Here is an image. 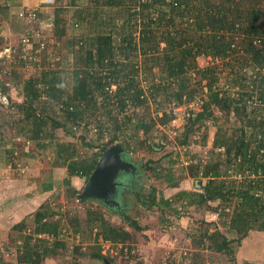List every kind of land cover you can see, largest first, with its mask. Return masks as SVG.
Wrapping results in <instances>:
<instances>
[{"label": "trees", "instance_id": "trees-1", "mask_svg": "<svg viewBox=\"0 0 264 264\" xmlns=\"http://www.w3.org/2000/svg\"><path fill=\"white\" fill-rule=\"evenodd\" d=\"M63 1L53 0L50 5L43 3L47 7L53 6V18L47 13L40 14L36 8L38 21L34 24L19 15V10L24 8L21 0H0L2 41L1 27L5 21L16 23L17 30H13L18 33V41L35 25L47 38L52 37L54 44L63 38L72 39L73 52L79 60V67L73 71L76 79L72 93L57 85L58 77L54 71L40 87L37 77L26 78L24 88L18 90L11 83L5 87L2 82V91L10 96L7 91L15 90L14 95L18 99L7 106L0 103V110L2 107H15L10 109L15 113L9 112L8 115L23 121L21 131L36 142L38 149L54 145L53 165L66 168L68 177L63 182L68 185L69 194L77 199L78 191L72 185L71 177L79 176L86 182L107 147L122 137L120 144L130 155L137 150L136 142L146 143L154 128V121L146 122L149 99H159L156 106L157 110H162L158 119L163 125L174 118L171 109H164L165 103L175 101L183 104L194 100V97L201 100V110L185 116L182 138L177 143L179 151L193 142V133L197 132L202 120L211 115L213 106L233 112L241 125L231 134L219 127L213 142L214 147L223 148L222 153L213 152L205 161L197 159L186 167L187 175L197 184L193 190H178L165 198L152 187L141 200L147 208L161 209V228L165 229L173 223L171 216L177 219L182 214L177 209L178 205L199 206L220 200L222 205L214 207L219 210L216 213L224 218L226 230L236 232L238 237L228 238L220 230V225H215L214 229L199 227L195 241L200 247L217 254L232 255L233 258V242L239 246L248 233L264 231V0ZM62 11L66 12L64 18L61 17ZM66 19L72 22L71 27L67 26L68 22L63 24ZM77 28L81 33L75 38L73 30ZM241 50L245 65H240L242 57L237 54ZM81 52L85 56L80 55ZM20 54V48H16L11 62L13 66L25 63ZM200 55H205L212 64L199 66L197 59ZM216 59L220 64H215ZM219 66L222 71L241 66V80H236L238 74H235L232 82L239 86L240 95L236 99L227 90L214 85ZM12 72L14 68L8 70L5 80L11 78ZM140 77L145 83L140 82ZM110 80L117 83L112 93L104 90ZM41 91H46L48 100L38 99ZM253 95L257 105L249 109L246 102ZM59 97L65 108L55 109L53 103ZM34 101L39 104L41 116L33 110ZM90 117L93 119L89 120ZM132 120L134 122L130 124ZM88 123L97 127L96 134L92 135L94 138L85 139L87 135L83 134L78 141L53 142V131L63 129L64 134L75 136L86 131ZM130 125L137 129L134 136L127 133L128 128H132ZM139 131L145 135L141 140L137 139ZM109 132L111 137L100 142L101 138H107ZM93 139L99 141L92 142ZM13 142L0 141V163L14 162L20 154L24 155L23 149H16L18 147ZM147 147L151 151L156 150L152 144ZM33 153L27 151L29 156ZM132 160L138 167V159L132 157ZM173 174L172 169H168L160 170L157 176L175 187ZM237 175L242 178L239 182ZM50 186L48 184L45 188ZM136 194L140 195L138 191ZM230 199L235 200L236 205L225 213L224 205ZM104 205L108 207L111 204ZM94 214L87 217L86 224L90 231L97 227L95 238L101 236L111 243L123 245L132 239L130 231L105 225L102 215ZM225 214L229 215L227 219ZM45 215L44 210L36 212L35 221L39 224L35 231L55 235L51 246L46 244L42 249L45 255H53L64 243L58 237L57 225L41 222ZM132 225L136 230H142L135 221ZM243 244L247 254L253 253L251 249L248 251L246 240ZM75 252L80 253L78 247ZM90 257L110 264V259L101 253L100 245L95 246ZM15 258L18 263L37 264L40 254L36 249L26 247L25 252ZM198 260L190 264H199Z\"/></svg>", "mask_w": 264, "mask_h": 264}, {"label": "rangeland", "instance_id": "rangeland-1", "mask_svg": "<svg viewBox=\"0 0 264 264\" xmlns=\"http://www.w3.org/2000/svg\"><path fill=\"white\" fill-rule=\"evenodd\" d=\"M21 3H24V7H36L38 11H41L40 14L45 15L47 13L53 18V6L47 7L48 5H43L44 2L40 0H21ZM65 13L62 11L61 17H66ZM65 21H63L65 22L63 24L68 22L67 26L70 25L71 27L72 22L68 19ZM13 28L17 30V25L11 20L5 21L1 27L3 41L0 38V51L7 49H3V47L8 45L15 47L19 43L18 33ZM73 32L76 38L81 33V29H74ZM48 39L49 43L55 41L53 38L52 40ZM71 40L63 38L54 44L55 50L51 51V54L57 60H54L53 65L48 66L46 64L38 68L34 63H31L28 67L25 65L13 66L6 62L4 64L6 68H14L11 78L7 81L17 90L23 89L26 78L37 77L38 81L44 84L52 76L51 72L54 71V74L58 77L57 85L61 88L65 87L68 93H72L76 79L73 71L76 67H79V60L76 52H73ZM83 52L80 55L85 56ZM237 54L242 57L240 65H245L242 50ZM197 61L201 67L212 64L211 60L205 55H200ZM41 63H43L42 60ZM217 63L219 62L215 64L218 65ZM220 70L219 66V70L217 69V82L214 85L222 90H227L236 99L240 95L239 86L236 87V83L232 82L235 74H238V76H235L236 80H241V66L230 71L229 69ZM44 73L45 77H43ZM247 77H249L248 74ZM139 79L140 82L143 81L142 77ZM14 91H7L10 94V96H7L9 97L7 102H17L18 98L15 97ZM0 100H2L1 96ZM148 101L147 113L149 118L146 122L154 121L153 131L146 138V143L139 144L136 142L137 150L132 154L130 153L131 157L138 159L140 167L138 166L135 175L133 174L131 177L127 175L123 178L124 185L120 187L115 203L108 206L109 208L101 201L78 200L75 196H71L68 185L63 182L68 177L66 168L53 165L54 145L52 144L44 149L35 147L34 143L36 142L28 139L30 137L21 131L23 121L21 119L17 121L16 116H9V112H12V110L8 107H2V111L0 110V141H15L13 143L18 147L16 149H20V151L23 149L22 153L24 152V155L20 154L22 157H17L16 162L4 161L12 168L11 176L19 174L21 177L14 180L11 187L9 186L3 190L5 195L4 193L0 195V264H21L16 261L15 257L23 254L26 247L34 248L39 252L40 259L37 264H103V261H96L90 257V253L97 245H100L101 253L110 259V264H168L170 262L172 264H190L195 259H199V264H234V262L235 264H264V231H252L245 237L246 245L249 247L248 251L251 252V249L253 253H246V246L244 247L243 244L244 239L239 246L236 242H233V258L232 255L217 254L213 250L200 247L195 241L199 227L214 229L215 225H220V230H222V233L227 234L228 238L238 237L236 232L230 233L229 230H226V225L223 224L224 218L216 213L219 210L214 207L222 205L220 200L206 202L199 206L196 204L190 207L178 205L177 209L182 211V214L177 219L176 216H171L173 223L167 229L161 228V209L158 207L150 209L142 203L141 200L152 187H155L157 192L165 198L170 197L178 190H193L197 184L193 178L187 175L186 167L197 159L205 161L213 152L222 153L223 148L214 147L213 145L219 127L231 134L241 125L233 112L229 113L213 106L211 115L206 117L205 120L203 119L197 132L193 133V142L186 151L180 150L182 151L180 152L177 143L182 138L185 123L184 105L179 103L178 105L175 101L165 103V110L171 109L172 111L174 108L172 102L175 103L176 107L179 106V109H175L176 115L173 114L174 118L163 125L158 119L162 114L160 112L162 110H157L156 103L158 102H155L154 99ZM248 107L252 108V106ZM139 110L141 111V108ZM139 110L138 112H140ZM92 119L90 117L89 120ZM10 121H12V124L9 123ZM133 122L132 120L130 124ZM90 126L88 123L86 127L84 126L86 131H81L80 134L76 133L75 136L66 135L63 129H57L53 131L55 134L53 142L78 141V138L85 134L87 135L86 138L83 137L85 139L93 137V134L96 133L91 134V131H87L90 130ZM130 126L132 127V125ZM136 132L137 129L132 127L128 128L127 133L134 136ZM110 137L111 132L108 133L107 138H101L100 142ZM144 137L143 132L139 131L137 139L141 140ZM122 139L121 137L116 141L122 142ZM96 140L98 139L91 141L96 142ZM150 144L156 150H149L147 145ZM27 151H33V156L27 155ZM30 157L35 158L34 165L30 161L25 162V159ZM168 169H172L174 172L175 187L169 186L167 182H163V179L157 176L160 170L164 172ZM132 176L134 179H132ZM236 179L239 182L242 178L237 175ZM71 180L72 185L79 193L85 184L84 179L73 176ZM48 184H51L50 188H45ZM137 191L140 193L139 196L136 194ZM27 202L30 204L25 205ZM15 205L22 206L23 210H20L22 212L15 211L18 209ZM235 205V200L230 199V202L227 201V205H224V212H230ZM39 210L46 211V215L41 222L53 223L59 229L60 234L58 237L64 245L57 249L56 254L45 255L43 253V246L46 244L48 247L51 246L56 237L48 232L39 233L35 231L36 226L39 224L35 221L36 212ZM19 213L21 214L19 215ZM94 213L102 215L103 224H110L130 231L132 239H129L123 245L111 243V241L102 239L101 236L95 238L94 233L97 227L90 231L86 224L87 217L95 215ZM224 216L226 219L229 217L228 214ZM134 221L142 230L135 229L132 225ZM75 229H77L76 232ZM36 244L38 246H35ZM77 247L80 253L75 252Z\"/></svg>", "mask_w": 264, "mask_h": 264}, {"label": "built area", "instance_id": "built-area-1", "mask_svg": "<svg viewBox=\"0 0 264 264\" xmlns=\"http://www.w3.org/2000/svg\"><path fill=\"white\" fill-rule=\"evenodd\" d=\"M41 2H44L46 4H50L53 2V0H40ZM19 15L20 16H25L26 19L28 21H32L35 23H37L38 21V14H37V10L36 7H28L25 6L24 8L19 10ZM43 26V24H42ZM34 27V29H32ZM31 27L29 29V32L24 33L23 35H21L20 39H19V43L17 45V47H12L11 45H8L6 47H4L3 49H5V51H0V96L2 97V100H0V103L3 104L4 106H7L9 102H7L8 98V94L4 93L2 91V87H1V83L3 82V84L5 85V87L9 86V81L5 80V78L7 77V72L10 68H6L4 66V64L7 62L9 65L12 62V59L14 57L15 54V50L16 48H20V55L19 57L22 58L25 63L23 65L25 66H30L31 63H34L35 65H37L38 68H41V66H45L46 64L49 65H53V63L55 62L54 60H57L56 57H53V55L51 54V51L55 50V46H54V42L49 43L48 42V38L42 33V31L39 28H36L35 25ZM50 40H52V38H50ZM46 51V52H45ZM45 52L44 55H42V53ZM41 60L43 61V63H41ZM216 62L218 61V59L215 60ZM43 64V65H42ZM104 73V72H103ZM5 77V78H4ZM111 83L109 85L105 86V91L107 90L108 93H112L113 90L116 89L117 87V83L115 80H110ZM2 84V86H3ZM38 86H42L41 83L38 84ZM143 97V95H142ZM141 97V98H142ZM256 97H254V95L247 100V104L248 106H252V108L257 105L256 104ZM38 99H42V100H48L49 97L46 94V91H41V94H39V98ZM156 102H158L159 99H154ZM200 99L198 97H194V100H191L187 103H183L184 105V111L183 114L185 116H188L189 114H194V112L196 111H200L201 110V106H200ZM173 105V109H172V113L176 115L175 113V109H179V106H175V103L172 102L171 103ZM33 110L35 112V114H37L38 116H41L43 113L40 112L39 109V104L38 102L34 101L33 105ZM53 107L55 109H62L65 108L62 99H60V97L58 98L57 101H55L53 103ZM176 107V108H175ZM13 108V107H11ZM10 107H8V109H11ZM249 108V107H248ZM71 109V107H70ZM251 109V108H249ZM131 110H128V112H130ZM77 123H80L81 125H83L82 122H79L78 120H76ZM163 128V126H162ZM91 133L96 132L97 131V127L95 126H90V130ZM187 148L183 147V151H186Z\"/></svg>", "mask_w": 264, "mask_h": 264}, {"label": "water", "instance_id": "water-1", "mask_svg": "<svg viewBox=\"0 0 264 264\" xmlns=\"http://www.w3.org/2000/svg\"><path fill=\"white\" fill-rule=\"evenodd\" d=\"M137 170L138 167L132 157L125 153L124 147L116 141L99 156L95 168L77 197L81 200L92 199L107 203L106 198L122 184L118 179Z\"/></svg>", "mask_w": 264, "mask_h": 264}, {"label": "crops", "instance_id": "crops-1", "mask_svg": "<svg viewBox=\"0 0 264 264\" xmlns=\"http://www.w3.org/2000/svg\"><path fill=\"white\" fill-rule=\"evenodd\" d=\"M33 1H35V0H33ZM23 5H24V3H23ZM20 157H22V156H20ZM34 159H35L34 157H30V158L25 159L26 160L25 162H29L30 161L34 165V162H35ZM11 173H12L11 166H9L7 163L6 164L5 163H0V195H2L4 193L3 190L5 188H8L9 186L11 187L12 182L14 180H16L18 177H21L19 174L15 175V176H11ZM4 195H5V193H4ZM27 204H30V203L29 202L25 203V205H27ZM15 206H17V208H18L15 211L19 212L20 210H23L22 206L21 207L18 206V205H15ZM20 212H22V211H20ZM20 214L21 213H19V215ZM19 215H17V216H19ZM21 264H25V263H21Z\"/></svg>", "mask_w": 264, "mask_h": 264}, {"label": "flooded vegetation", "instance_id": "flooded-vegetation-1", "mask_svg": "<svg viewBox=\"0 0 264 264\" xmlns=\"http://www.w3.org/2000/svg\"><path fill=\"white\" fill-rule=\"evenodd\" d=\"M135 173H137V172H134L132 174H129V173L124 174V176L122 178L118 179V182H122V184H120L119 186H117L116 191L113 194H110V196H108L106 198L107 203L102 202V201L101 202L104 203V204H108L109 203V204H112L113 205L115 203V200H116L115 198L118 195V192H119L120 187L122 185H124L123 178H125L127 175H130V177H131V175H133Z\"/></svg>", "mask_w": 264, "mask_h": 264}, {"label": "clouds", "instance_id": "clouds-1", "mask_svg": "<svg viewBox=\"0 0 264 264\" xmlns=\"http://www.w3.org/2000/svg\"><path fill=\"white\" fill-rule=\"evenodd\" d=\"M4 48V47H3Z\"/></svg>", "mask_w": 264, "mask_h": 264}]
</instances>
